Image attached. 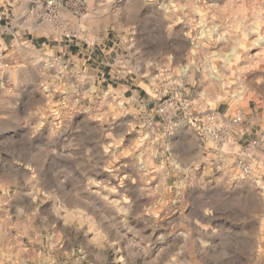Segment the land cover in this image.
I'll return each mask as SVG.
<instances>
[{
    "label": "clouds",
    "instance_id": "1",
    "mask_svg": "<svg viewBox=\"0 0 264 264\" xmlns=\"http://www.w3.org/2000/svg\"><path fill=\"white\" fill-rule=\"evenodd\" d=\"M0 264H264V0H0Z\"/></svg>",
    "mask_w": 264,
    "mask_h": 264
}]
</instances>
